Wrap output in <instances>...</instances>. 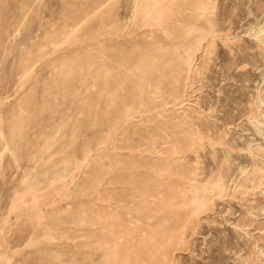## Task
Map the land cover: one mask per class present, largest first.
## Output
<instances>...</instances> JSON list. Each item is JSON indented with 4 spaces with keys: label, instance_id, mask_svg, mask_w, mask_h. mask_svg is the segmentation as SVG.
Here are the masks:
<instances>
[{
    "label": "rangeland",
    "instance_id": "374dc122",
    "mask_svg": "<svg viewBox=\"0 0 264 264\" xmlns=\"http://www.w3.org/2000/svg\"><path fill=\"white\" fill-rule=\"evenodd\" d=\"M0 264H264V0H0Z\"/></svg>",
    "mask_w": 264,
    "mask_h": 264
}]
</instances>
